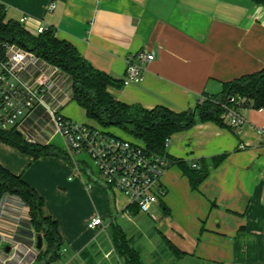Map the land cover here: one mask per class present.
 <instances>
[{"label":"crops","instance_id":"crops-1","mask_svg":"<svg viewBox=\"0 0 264 264\" xmlns=\"http://www.w3.org/2000/svg\"><path fill=\"white\" fill-rule=\"evenodd\" d=\"M0 4L6 6L8 19L28 15L30 28L43 22L93 66L122 82L129 56L154 52L142 82L110 88L118 100L147 109L195 107L205 92L218 93L224 83L264 68V2L257 0ZM240 112L247 120L240 130L200 122L168 139L170 163L161 180L165 193L149 213L105 186L86 155L78 164L63 150L68 158L56 163L60 176L47 174L43 160L26 168L0 153V163L39 192L45 211L58 222L61 255L51 264H126L115 246V228L124 232L145 264H264V139L257 130L264 126V108L248 104ZM90 120L88 124L100 126ZM121 131L112 133L144 145ZM1 149L26 161L16 147L0 141ZM224 153L228 157L210 166L205 181L193 188L179 161L201 167ZM95 216L104 225L92 229L88 224ZM165 237L185 254L177 256Z\"/></svg>","mask_w":264,"mask_h":264},{"label":"built area","instance_id":"built-area-1","mask_svg":"<svg viewBox=\"0 0 264 264\" xmlns=\"http://www.w3.org/2000/svg\"><path fill=\"white\" fill-rule=\"evenodd\" d=\"M29 19L24 15L19 21L30 33L39 35L49 29L43 22L27 27ZM154 59L155 53L147 50L129 56L123 85L142 82L146 65ZM72 100L73 79L68 73L16 43H0V130L16 132L39 146H55L56 137L62 136L66 152L75 162L85 161L82 156L86 155L105 186L125 194L140 212L149 213L165 193L161 180L169 157L66 116L63 110ZM222 117L235 130L247 121L235 106L226 107ZM257 130L264 139V126ZM88 225L102 227L103 218L95 216ZM37 235L30 206L16 194H1L0 264H35L42 251Z\"/></svg>","mask_w":264,"mask_h":264},{"label":"trees","instance_id":"trees-1","mask_svg":"<svg viewBox=\"0 0 264 264\" xmlns=\"http://www.w3.org/2000/svg\"><path fill=\"white\" fill-rule=\"evenodd\" d=\"M5 41L33 51L68 73L73 79L74 101L85 109L88 118L95 120L104 129L120 128L134 139L142 141L150 152L166 155L168 139L174 133L197 123L212 121L228 125L222 117L226 107L242 108L251 104L255 108H264V68L224 83L218 93L205 92L195 107L183 111H174L164 105L147 109L140 104L118 100L110 88L121 87L123 82L93 66L71 43L59 39L52 28L34 35L19 20L8 19L6 6L0 4V43ZM241 98L245 100L240 102ZM0 141L34 158L48 154L68 158L63 150L53 145L31 144L13 131L0 130ZM227 157V153L213 156L205 160L201 167L190 168L183 161H179V164L190 178L192 187L197 188L210 174V166L220 165ZM3 193L16 194L30 206L34 229L43 235L45 241V247L35 264H51L56 261L62 247L58 222L45 211V201L39 192L22 175L13 173L0 163V195ZM166 239L177 256L185 254L171 240ZM114 242L126 264H145L119 228H115Z\"/></svg>","mask_w":264,"mask_h":264},{"label":"rangeland","instance_id":"rangeland-1","mask_svg":"<svg viewBox=\"0 0 264 264\" xmlns=\"http://www.w3.org/2000/svg\"><path fill=\"white\" fill-rule=\"evenodd\" d=\"M64 114L74 120H77L78 122H82V121H86V123H91V120L86 116V113H85V110L83 107H81L76 101L72 100L68 106H66L64 108ZM94 124V123H93ZM114 129H106L107 131L109 132H118V133H122L121 130L119 129H116L115 127H113ZM55 147L59 148L60 150H66V144L64 142V139L62 136H57L56 139H55ZM20 151V150H19ZM0 153L10 162H15L16 164H22V165H25L26 168H33L35 166L34 162L37 160V161H45L47 164L44 165V169L46 170V173L47 174H54V175H58L60 176L59 174L61 173L60 169L57 167L56 163L58 161L61 160H64L63 157H60L59 155H55V154H48V155H43V156H40L38 158H34L31 154H28V153H24L22 151H20L21 154L25 155L24 158H26V161L23 159V160H18L16 158V156L14 155V153L12 152H8L7 150L5 149H1ZM29 156V157H28ZM34 159H33V158ZM85 158L89 159L87 156H84ZM28 158H29V161H28ZM49 161H52V163H48ZM92 162V161H91ZM90 162V163H91ZM40 163H37L36 166H38ZM92 164V163H91ZM36 176V175H35ZM41 179V176L38 175ZM38 176H36V178H38ZM43 250V249H42Z\"/></svg>","mask_w":264,"mask_h":264},{"label":"water","instance_id":"water-1","mask_svg":"<svg viewBox=\"0 0 264 264\" xmlns=\"http://www.w3.org/2000/svg\"><path fill=\"white\" fill-rule=\"evenodd\" d=\"M43 239H44L43 235L41 233H38V235H37V241H38L37 245H38L39 248H42V246H43Z\"/></svg>","mask_w":264,"mask_h":264}]
</instances>
